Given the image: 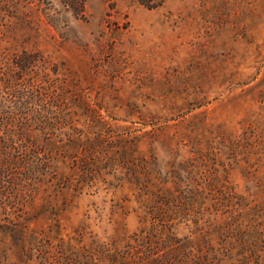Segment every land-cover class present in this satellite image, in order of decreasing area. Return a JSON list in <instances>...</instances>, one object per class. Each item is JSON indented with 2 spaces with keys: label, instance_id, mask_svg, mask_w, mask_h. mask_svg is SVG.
<instances>
[{
  "label": "rangeland",
  "instance_id": "374dc122",
  "mask_svg": "<svg viewBox=\"0 0 264 264\" xmlns=\"http://www.w3.org/2000/svg\"><path fill=\"white\" fill-rule=\"evenodd\" d=\"M0 84V264H264V0H0Z\"/></svg>",
  "mask_w": 264,
  "mask_h": 264
},
{
  "label": "trees",
  "instance_id": "16d2710c",
  "mask_svg": "<svg viewBox=\"0 0 264 264\" xmlns=\"http://www.w3.org/2000/svg\"><path fill=\"white\" fill-rule=\"evenodd\" d=\"M18 85H19V88H15L13 85L9 86V89L12 91V92H9L6 89V86L2 88L0 84V92H4L5 94H8V95L9 94L25 95L29 93H31V95L33 94V91L30 90V87L27 88L26 85L25 86L21 84H18ZM51 86H55V84L52 83ZM47 90L50 93V95L55 97L56 92H57L56 88L54 89L47 88ZM43 93L44 92L41 91L38 94V96ZM43 112L45 111L40 112V115L42 117L44 116ZM46 112L50 113L51 111H46ZM13 120L14 119L11 118V116L3 114V112L0 109V190H9V191L11 190L10 191L11 193H13L16 189L19 190L18 188H15V187L21 186V182L16 181V179H18V174L20 173V171L23 168H26L27 170L25 169L26 170L25 172L29 173L30 169L27 166L25 167L24 164L26 163H24L23 160H26V162H28L27 159H30V156L32 154L31 147L25 148L23 146L20 147L16 145L15 140H14V134H12L10 130L11 127H14ZM41 123L44 124L45 122L41 121ZM12 181L16 183V186H14V183H12ZM0 195H6V194L0 191ZM167 205L168 204H163L162 206H164L163 208H165ZM158 228H160L159 224H158ZM160 230H161L160 235H162L163 238L165 234V239H162L163 242H172L173 240H176L175 238H173V236L166 234V230H164L163 227H161ZM146 238L147 237H145V239ZM142 242H147V241H142ZM156 242H159V240ZM197 257H199V255H197ZM192 261H193L192 259L183 260L182 263L190 264ZM176 263L179 264L178 261Z\"/></svg>",
  "mask_w": 264,
  "mask_h": 264
}]
</instances>
